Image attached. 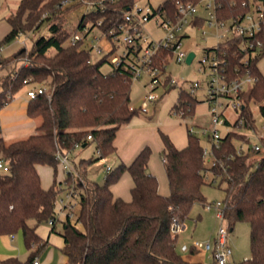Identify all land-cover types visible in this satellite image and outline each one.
Returning <instances> with one entry per match:
<instances>
[{
  "label": "trees",
  "instance_id": "trees-1",
  "mask_svg": "<svg viewBox=\"0 0 264 264\" xmlns=\"http://www.w3.org/2000/svg\"><path fill=\"white\" fill-rule=\"evenodd\" d=\"M215 1L220 19L239 20L256 0ZM136 2L20 0L8 17L11 29L0 40V65L6 61L18 63L24 56L30 60L0 76V109L28 84L49 80L52 93L29 98L27 113L36 121L35 132L25 138L6 140L0 130V158L11 170L0 173V234L21 231L26 247L31 250L26 260L10 256L0 264H33L45 246L38 226L55 217V202L62 191L60 184L75 183V174L65 173L57 153L73 152L91 143L99 151L97 158L74 161L82 183H75L79 190L76 218L62 221L60 233L64 238L62 251L67 256L66 264H202L179 253L178 236L171 233V224L174 220L186 221L196 203L207 202L202 187L207 183L216 185L214 179L224 190V214L230 230L238 221L250 225L252 256L235 264H264V136L261 151L239 155L234 140L244 135L227 133L222 147L215 150L219 163L208 167L203 161V144L196 134L188 131L187 145L179 148L161 131L170 189L166 195L160 193L158 178L149 171L152 152L149 145L130 164L122 162L107 172L103 183L89 177V167L116 151L117 131L140 109L131 104L129 70L120 67L104 72L102 64L108 60L107 55L92 61L91 47L83 41L70 44L69 38L88 23L93 28L99 20L102 32L111 36V30L124 20V11ZM83 5L89 6V10L81 16L75 30L70 31L65 27V16ZM161 5L168 14H174V0H162ZM45 21L49 23V34L34 39L31 49L23 46L12 56L2 55L4 46L38 30ZM261 37L260 48L245 49L243 38L235 36L205 49L217 51L228 77H243L248 71L255 77L241 94L242 113L251 127L257 126L253 105L264 115V74L258 66L264 56V33ZM161 59H166L165 55ZM199 102L196 95L179 88L172 109L191 117ZM40 166L53 170L54 181L48 188L42 185ZM61 171L64 175L60 177ZM126 171L133 178L130 200L116 197L112 191V185ZM194 248L189 249L192 254Z\"/></svg>",
  "mask_w": 264,
  "mask_h": 264
},
{
  "label": "built area",
  "instance_id": "built-area-1",
  "mask_svg": "<svg viewBox=\"0 0 264 264\" xmlns=\"http://www.w3.org/2000/svg\"><path fill=\"white\" fill-rule=\"evenodd\" d=\"M115 1V0H111ZM264 0H256L252 2V9L248 11L241 19H220L216 11L215 0L193 1V0H174L175 12L173 15L167 13L163 6L158 4L153 6L151 3L141 5L136 2L133 6L124 11V20L111 30V36H107L102 32L100 25L101 20L93 28H89L90 23L82 28V31H74L69 38L70 44L78 42H86L91 50L95 49L101 53L107 50L106 54L111 64V71L123 67L129 70L131 78L140 79L144 75L150 77L149 83L151 88L146 95L140 109H146L151 101L159 98L157 90L159 88L167 91L168 87L180 86L185 88L192 94L201 87V81H188L185 79H174L167 75L169 60L175 58L177 62H184L188 53L182 49L183 39L187 35V27H198L201 33L206 36L209 32L208 28L216 29L217 39L221 40L224 36L241 37L247 47L260 48L263 45L261 34L264 33ZM101 6H103L101 2ZM203 7L206 14L200 13ZM200 20H203L200 22ZM152 22L153 29H149L147 24ZM98 28L101 32L100 36L95 39L98 44H91L88 40L89 33ZM223 30V33L220 31ZM86 33V34H85ZM104 40L109 45L106 49L103 44ZM94 40H92V43ZM220 43V42H219ZM219 45V44H218ZM118 48L120 51L113 54ZM161 55H165L166 59H161ZM192 59L191 63L194 61ZM198 71L207 72L206 78V103L208 113L211 116L213 129H203L208 144L203 145L202 154L203 161L208 167L216 166L219 163L215 150L223 145V138L230 132H239L244 136L235 138L236 154L244 155L249 152L255 153L262 150V137L264 136V120L259 128L247 126L246 118L242 113L244 105L241 94L246 90L255 77L248 71L243 77L230 78L222 69L221 59L217 51L205 52L199 61ZM29 83L28 79L24 80ZM47 93L51 95L52 87L43 82L31 85L26 94L28 98H34L39 94ZM133 107V106H132ZM231 112V113H230ZM184 116L183 111H178ZM264 118V115H262ZM226 126V131L221 132V127ZM188 131L195 134L194 124L190 125ZM91 139V135L88 136ZM80 147V144H76ZM99 154V151H98ZM72 152L58 151L57 158L64 169L65 173L77 174L72 160ZM112 170L110 165L106 166V172ZM10 167L0 158V173H10ZM210 178V177H209ZM214 184H218V179L212 180ZM62 189L55 202V217L49 219V225H55L56 221L63 216V220L76 218V209H79V191L75 187V183L71 186L60 184ZM204 206L209 210H215L216 217L222 222L226 221L224 214L223 200L206 202ZM186 229L185 221L174 220L171 224V233L179 235ZM230 228L227 229L222 224L217 230L214 243L210 241H195L193 246L202 249L205 252H212L215 264H233L231 261L232 249L228 242ZM183 250H188V246L184 244ZM33 264H40V259L36 257Z\"/></svg>",
  "mask_w": 264,
  "mask_h": 264
},
{
  "label": "rangeland",
  "instance_id": "rangeland-1",
  "mask_svg": "<svg viewBox=\"0 0 264 264\" xmlns=\"http://www.w3.org/2000/svg\"><path fill=\"white\" fill-rule=\"evenodd\" d=\"M148 1L153 6H157L162 0H138V3L141 5H145L148 3ZM87 10H89V6L83 5L75 11L66 14L64 21L65 27H67L70 31L75 30V27L78 25L81 16ZM200 13L203 15L206 14L203 7L200 8ZM48 26V21H45L38 30L22 36V39H24L26 47L28 49H31L34 39L41 35L49 34ZM147 27L149 29H153V23H148ZM208 30V34L204 36L198 27L188 26L186 29L188 35L183 39L182 49L186 51H194L196 57L192 63H187L186 61L177 62L175 58H171L169 60L167 69V75L174 79L180 80L183 78L188 81H201V87L198 88L195 92L197 98L200 100L196 107L195 114L191 117L182 116L180 113H176L175 110L172 109L179 95V85L168 87L167 91H165V89L163 88H159L157 90L160 95L159 98L151 101L146 109H140L146 95L149 93V89L151 88V84L149 83L150 77L148 75H144L140 79L132 78L131 104L133 107L140 109L139 114H136L126 125L120 128L121 133L123 132V135H125L123 139H120V141L122 140L120 143L121 146L117 147V150L114 153L95 161L89 167V177L92 180L103 183L107 175L105 167L110 165L115 168V166L118 165L117 163L119 162L120 157L123 156V151L130 146V141L133 139L135 140V142L138 141L140 142V144H148L151 147L152 152L148 167H150L151 164L152 167L154 166L153 169L159 172L157 173L159 187L161 190L169 193L170 189L167 174L163 164V140L161 137V131L167 133L169 136H176V138L179 139L180 137L186 136L188 128L190 127V125L194 124L195 134L198 136L201 143L203 145H209V142H207L206 137L203 134L204 128H207L209 130L213 129L211 116L208 113V106L205 101V80L207 78L208 71H206V73L198 71V67L200 65L199 61L204 56L206 48L216 47L219 42L221 44L228 38L227 36H224L223 38H221V40H218L216 29L213 27H209ZM220 32L223 33V30H221ZM100 35L101 32L98 28L93 29L88 35L89 42H91V44H98L99 41L95 39V37ZM92 40H94L93 43ZM100 44H103L106 49L109 48V45L104 40H102ZM119 51L120 48H118L113 54L118 53ZM210 51L212 52L213 49ZM106 52L107 50L101 53L97 52L95 49L91 50V60L97 61L98 59L102 58L106 54ZM109 58L102 64V70L104 72H108L111 69ZM29 60L30 58L27 56L19 58L20 64L23 62L28 63ZM18 65L16 62H4L2 65H0V76L5 75L8 71L14 70V68ZM258 66L264 74V56L258 62ZM42 82L48 84V86L50 87L49 80H45ZM31 85L32 84H28L24 86L22 91L26 93V90ZM253 109L257 119V126L260 128L263 124L264 118L260 114L257 105H253ZM226 129V126L221 127V132L224 133ZM127 131H129V137H126ZM121 133L117 132L116 138L117 135H122ZM28 135L29 134L19 138H25ZM97 156L98 152L95 148V145L91 143L87 147L75 148L71 157L73 161L78 162L80 158H97ZM48 171L50 172V169ZM125 174H123L119 178L117 184L119 183L121 190H127L129 192L131 199L132 194L129 185H127L129 184L127 178L130 176L129 174ZM74 182L82 183V177L80 176L78 171L77 174L74 175ZM202 192L207 202L222 200L224 196V190L222 187L209 183L203 185ZM76 212H78V209H76ZM221 224L227 229L230 228L226 221L222 222L216 217L215 210H209L203 204L196 203L191 211L190 218L186 219L187 228L183 230L177 237V250L181 255L187 257L188 260H193L194 258L198 257V260L201 259L202 264H215L211 251L204 252L200 248L195 247L194 253L196 256L193 257L191 256V252L189 249L191 248V246H193L195 241H210L211 243H214L213 236L215 232L217 234V230ZM228 242L233 252L231 257V261L233 264L251 257L252 251L249 223L246 221L236 222L233 230L229 231ZM184 244L188 246V250L182 249V246ZM202 251L204 252V255L201 257L200 252Z\"/></svg>",
  "mask_w": 264,
  "mask_h": 264
},
{
  "label": "crops",
  "instance_id": "crops-1",
  "mask_svg": "<svg viewBox=\"0 0 264 264\" xmlns=\"http://www.w3.org/2000/svg\"><path fill=\"white\" fill-rule=\"evenodd\" d=\"M19 1L20 0H0V40L11 29V24L8 21V17L11 15L12 12L16 10L19 4ZM200 1L202 2L205 0H198V2ZM148 3L150 2L148 1ZM263 6H264V1H263ZM23 35L18 37L12 43L4 46L1 50L2 55L5 57L12 56L20 48H22L23 46H26L24 39H22ZM17 64H20V62H18ZM22 90L23 89L17 92L10 99V101L7 102L0 109V130L6 140H13V139L22 137L27 134L30 135L31 133L35 132V129H36V125H37L36 121L33 118H31L27 113V106H28L29 98L27 94L24 93V91ZM195 112H196V109H195ZM117 132L121 133V130L119 129ZM121 134L122 135H117V138H115L114 140V145L116 146V150H117V147L121 146L120 143L122 140L120 141V139L121 138L123 139L125 137V135H123L124 134L123 132ZM126 137H129V131H127ZM170 137L177 147L183 148L188 143V130H187L186 136L180 137L179 139L176 138V136H170ZM146 145L148 144H140V142L138 141L135 142V140L132 139L130 141V146L123 151V156L120 157L119 162L117 164L119 165L122 162L126 164H130L135 158V156L137 155V153ZM163 148H164V144H163ZM153 167L150 164V167H148L150 168L149 171L157 176V173L159 172L154 170ZM49 169H50V172L48 171ZM112 169L114 168L112 167ZM39 171L41 175L42 185L45 188L50 187L54 181V174H53L52 168L46 167V166H40ZM123 174L125 175L129 174L130 176L127 178V181L129 182V184L127 185H129L130 191H131V188L133 187V178L128 171L124 172ZM61 175L62 176L64 175L62 171L60 173V177ZM112 191L116 197H121L125 200H130L129 192L127 190H121L119 183L117 184V182H115L112 185ZM159 191L160 193L164 195L168 194L164 190H161L160 187H159ZM62 221H63V216H61V218L56 221L55 229H53L52 226L49 225L48 223H44L38 226L37 231L39 235L42 237V239L45 241L44 248L41 250L40 254L37 256L40 259V264H66L67 263V256L62 251V248L64 246V238L60 233L63 227ZM185 224H186V221H185ZM186 228H187V225H186ZM215 238H216V232L213 236V241L215 240ZM30 251L31 250L28 249L24 243V237L21 231L14 233V234H0V261L10 256H16L21 260H26L28 255L30 254ZM204 252L203 251L200 252L201 257L204 255ZM191 256L195 257L196 255L195 253L194 254L191 253ZM196 259L197 261H201V259L198 260V257L194 258L193 260H196Z\"/></svg>",
  "mask_w": 264,
  "mask_h": 264
},
{
  "label": "water",
  "instance_id": "water-1",
  "mask_svg": "<svg viewBox=\"0 0 264 264\" xmlns=\"http://www.w3.org/2000/svg\"><path fill=\"white\" fill-rule=\"evenodd\" d=\"M194 56H195V52H194V51H190V52L188 53V56H187L186 62H187V63H191V61H192V59L194 58Z\"/></svg>",
  "mask_w": 264,
  "mask_h": 264
}]
</instances>
